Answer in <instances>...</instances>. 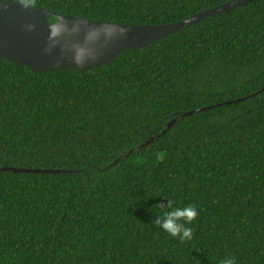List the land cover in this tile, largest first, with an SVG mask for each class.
Here are the masks:
<instances>
[{
	"label": "trees",
	"instance_id": "obj_1",
	"mask_svg": "<svg viewBox=\"0 0 264 264\" xmlns=\"http://www.w3.org/2000/svg\"><path fill=\"white\" fill-rule=\"evenodd\" d=\"M0 1L156 25L233 0ZM0 166L67 171H0V264H264V0L86 71L0 58Z\"/></svg>",
	"mask_w": 264,
	"mask_h": 264
},
{
	"label": "water",
	"instance_id": "obj_2",
	"mask_svg": "<svg viewBox=\"0 0 264 264\" xmlns=\"http://www.w3.org/2000/svg\"><path fill=\"white\" fill-rule=\"evenodd\" d=\"M251 1H228L180 21L156 25L95 21L51 12L28 4L0 1V58L23 65L34 72L61 69L86 71L111 61L120 53L143 48L182 27L199 23L206 17ZM48 18H52L53 22L50 23ZM237 101L239 99L191 110L181 117ZM175 121L176 119H173L168 122L165 129ZM152 139L140 147L146 146ZM116 162L117 160L113 164ZM0 171L33 174L67 172L8 166H0Z\"/></svg>",
	"mask_w": 264,
	"mask_h": 264
},
{
	"label": "clouds",
	"instance_id": "obj_3",
	"mask_svg": "<svg viewBox=\"0 0 264 264\" xmlns=\"http://www.w3.org/2000/svg\"><path fill=\"white\" fill-rule=\"evenodd\" d=\"M166 208L160 215L156 217V223L159 227L172 237L181 240L191 239L192 228L189 223L198 215V209L193 205L173 206V202L167 200L166 204H162ZM221 264H235L232 258L224 259Z\"/></svg>",
	"mask_w": 264,
	"mask_h": 264
}]
</instances>
